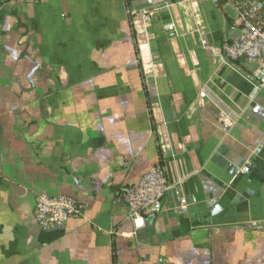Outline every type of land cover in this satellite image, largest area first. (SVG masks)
Instances as JSON below:
<instances>
[{"label": "crops", "instance_id": "crops-1", "mask_svg": "<svg viewBox=\"0 0 264 264\" xmlns=\"http://www.w3.org/2000/svg\"><path fill=\"white\" fill-rule=\"evenodd\" d=\"M151 1L0 0V264H264V94L223 60L235 9ZM157 163L171 187L136 230L114 198ZM38 194L83 209L42 231Z\"/></svg>", "mask_w": 264, "mask_h": 264}, {"label": "built area", "instance_id": "built-area-1", "mask_svg": "<svg viewBox=\"0 0 264 264\" xmlns=\"http://www.w3.org/2000/svg\"><path fill=\"white\" fill-rule=\"evenodd\" d=\"M16 3L37 4L40 0H12ZM225 1L233 5L239 25V35L225 42L223 60L226 62L245 59L251 63L250 77L256 91L264 94V0H215ZM152 4L151 0H147ZM154 8H146L140 14L143 19H149ZM133 14V12L131 13ZM169 38L176 35L174 22L164 26ZM220 120L225 123L226 118ZM249 171V163H245L242 173ZM166 169L161 163L152 166L142 175L139 181L119 193L114 201L128 210V217L132 220L134 229L144 225L146 217H155L161 209V200L170 189ZM181 213H186L187 200L181 197L178 205ZM83 204L73 196L65 194L43 195L38 194L34 199L32 219L42 231L61 228L68 219L80 215ZM164 262L163 258L159 259Z\"/></svg>", "mask_w": 264, "mask_h": 264}]
</instances>
